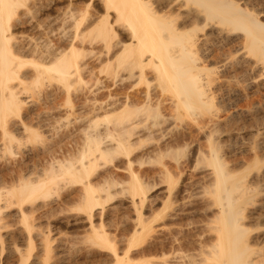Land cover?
Instances as JSON below:
<instances>
[{"label":"bare ground","instance_id":"1","mask_svg":"<svg viewBox=\"0 0 264 264\" xmlns=\"http://www.w3.org/2000/svg\"><path fill=\"white\" fill-rule=\"evenodd\" d=\"M81 1L0 0V264L9 251L28 264L37 239L50 264L35 222L54 198L81 229L73 250L105 252L99 264H264L247 208L264 182L263 101L223 111L212 91L264 79V17L233 0ZM36 89L67 100L49 141L23 116ZM242 117L251 146L230 129ZM14 220L24 250L3 234Z\"/></svg>","mask_w":264,"mask_h":264},{"label":"rangeland","instance_id":"2","mask_svg":"<svg viewBox=\"0 0 264 264\" xmlns=\"http://www.w3.org/2000/svg\"><path fill=\"white\" fill-rule=\"evenodd\" d=\"M233 1L239 3L243 8H246L249 10L252 8L250 10L251 12L258 14L261 18L264 17V0H233ZM81 2H83V3H81L83 5L84 0ZM81 4H78V7H81L82 6ZM262 19H264V18H262ZM215 31L216 30L213 29V24H211V27H208V28H206V31L201 32V33H203L202 35L200 34L201 37L205 36V34L207 36H209L207 45H208V48H210V50L213 51L214 53L219 50V46H220L219 42H218L220 39L217 40L214 36ZM232 46L237 47L238 46L237 41L233 42V44L230 45L229 47L232 48ZM235 47H233V48H235ZM103 81H105L104 78H103ZM260 84L264 85V79L262 81L260 80L259 84L257 82L254 85L253 89L247 90V92H245V93L241 92L240 94H243V95H241L242 97L237 96V95H233L232 97H229V98L227 97L228 99L224 98L223 100H220L218 98L219 94H220L219 90L217 91V89H214L215 90L214 91L212 89V91L214 92V97H215L214 100L218 104L217 107L221 108V110H223V111L226 110L224 108H227V110H229V112H232L235 109H242V108L245 109V106H247L246 108H250L253 106L254 103H255L254 106L259 105V104H261L262 101H263V103L261 104V106L263 105V107H264V92H263L264 88ZM106 85H107V88L109 87V90H112L114 92L115 88L112 87L111 83L107 82ZM261 88H263V89H261ZM102 89L103 90H101V89L98 90V91L101 90L100 92L97 91V95L99 97H103V96H106L108 94V91H109L108 89H104V88H102ZM36 90H37L36 92L34 91V92L29 93V97H27L28 100L25 98L26 99L25 102L26 101L27 102L26 103L24 102V104H26V105L23 104V107H25V109H23V107H22V111L24 110L23 116L26 117L27 119H29L34 124V126L36 128H38L40 132H42L44 137H47V138H45V141L46 140L49 141V137L51 136V127H52L53 123H55V121H57L58 119L59 120L64 119V118H62L63 116L66 117V112H67V108H68V106L66 105L67 100H65L62 96L58 97L56 99H52V100L51 99L45 100L42 98V95H41V98L39 99L38 96H40V94L42 92L40 91L41 89H36ZM259 92H260V96L258 94ZM31 93H33L32 95H34L33 99L31 98L32 96L30 97ZM38 93H39V95H38ZM114 93H116V91ZM216 93H218V94H216ZM246 93L248 95L250 94L249 98L247 100L243 99V97L245 96L244 94H246ZM27 96H28V94H27ZM35 97L38 99H36ZM232 98H233V100H232ZM240 99H242V100H240ZM79 101H82V100H79ZM73 102H75V100H73ZM222 107H224V108H222ZM263 113H264V111L262 113L260 112L261 115L259 114V116L264 117ZM242 118H239V120L237 119V122L235 121V123L233 122L234 124L232 123L230 125L231 127L229 126L230 129L233 128V130H236L238 128L239 129L248 128V130H246L248 132L249 127L253 124L252 119L248 118V122H247V120H246L247 118H243V119ZM242 126H243V128H242ZM247 132L244 133L243 137L246 141L245 143H247L248 146H251V144L253 143V138H252L253 132H252V130H250L249 133H247ZM250 141H251V143H250ZM1 143L2 142H1V138H0V144ZM28 145H29V147H28ZM28 145H27V148L31 149V150L32 149H39V146H40V144H38L37 142H35V144H33V145L31 143ZM32 146H33V148H32ZM23 149H26V148H22V150ZM21 155L17 157V160L18 159L20 161L22 160ZM239 157H240V155H237L236 157H233V159L234 158L236 159ZM5 164H6V160H0V167H3ZM146 168L154 169L155 167L152 166V168H151V166H147ZM254 194H255L254 199H253L254 202L252 200V204H248L247 208H248V211L250 210L251 212H255V218L256 219H255V221H253L254 222L253 223L254 229L260 228V229H258V232H261L264 230V182L258 184L257 187H255ZM161 196H163V194ZM193 199H195L194 201H196V202L198 200L197 196H194L192 198V200ZM55 200H56L55 198L52 199V201L54 202V205L51 204V203H53L52 201L49 202L52 205L51 207H53V208H51V210L45 209V210H42L36 214L37 220L35 222V224L38 226L39 229H41V230L43 229V231L46 229V231H44V232H49L48 233V234H50L49 237L52 239L50 242V247H51V252L49 255L50 264H53L55 260H60V262H62L63 264H73V263L74 264H99L106 257L105 252H100L97 249H92V254L89 256V255H87L86 252H84L85 250L84 251H81V250L76 251V249L73 250V248L71 247L72 245H71L69 240H71L72 237L75 236L74 234H76V232L81 231V229H77V228H74L73 225H67L66 224V222H67L66 217L69 215L67 212H64L65 210L63 211L62 208L58 207L57 202H55ZM192 207H190V208H192ZM59 209H60V211H59ZM261 209H262V211H261ZM48 211H52V212L48 213ZM62 212L64 214H62ZM256 212H258V213H256ZM45 213H47V214H45ZM53 214H55V215L53 216ZM14 221L15 222L12 223L13 227L7 228L8 230L5 229L3 231V234H5V236L7 237V235L9 236L13 233L12 235H15V237H16V241H17L16 244L19 246V248L24 250L27 248L26 247V241L19 234L20 231L18 232V230H20V224L16 223V222H18L17 220H14ZM42 225H44V226H42ZM68 228H70V229H68ZM18 235H20V236H18ZM6 242H8V241H6ZM36 244H37L36 250L33 252V255L30 258L28 264H39V258L38 257L41 254L43 248H42L41 241L39 239H37ZM93 250H94V252H93ZM9 254L10 255H8L7 257H5L3 259L5 262L2 261V264H7V263L8 264H20V260L18 259V256L16 254H14L13 252L10 253V251H9Z\"/></svg>","mask_w":264,"mask_h":264}]
</instances>
